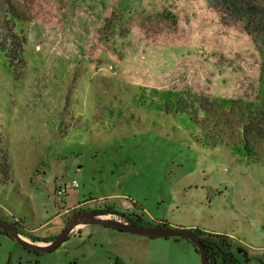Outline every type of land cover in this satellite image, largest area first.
<instances>
[{
  "label": "rangeland",
  "instance_id": "1",
  "mask_svg": "<svg viewBox=\"0 0 264 264\" xmlns=\"http://www.w3.org/2000/svg\"><path fill=\"white\" fill-rule=\"evenodd\" d=\"M10 2L24 42L18 59L0 47V219L32 240L58 234L76 203H136L231 235L247 252L233 250L238 264H264V143L236 139L244 104L260 103L264 56L245 23L210 0ZM191 93L240 102L201 125L185 111ZM214 121L233 140L209 131ZM77 229L40 254L0 229V264H200L185 238Z\"/></svg>",
  "mask_w": 264,
  "mask_h": 264
},
{
  "label": "trees",
  "instance_id": "2",
  "mask_svg": "<svg viewBox=\"0 0 264 264\" xmlns=\"http://www.w3.org/2000/svg\"><path fill=\"white\" fill-rule=\"evenodd\" d=\"M211 4L219 7L225 14L237 17L240 21L245 23L246 31L251 35L258 47L264 52V6L253 3L254 0H210ZM219 6H216L217 4ZM20 18L15 7L10 0H0V47L5 53L13 59H18L22 52V44L24 38L14 32L16 19ZM19 61V60H18ZM259 104H244V112L247 117L244 120V125L240 128L239 138L240 142L244 144V148L248 151L255 145L264 143V56L259 68ZM240 101L229 100L223 98H214L211 102L206 97L198 96V93H191L187 96L185 111L194 120L204 125L208 121L207 115L210 110H217L215 106L218 104L229 105L230 107H238L237 103ZM199 111V115L197 114ZM201 115V116H200ZM223 122V121H222ZM214 121V126L209 127V131H213L220 140L230 138L232 136L228 130L222 129V124ZM217 125L220 127L216 129ZM216 126V127H215ZM235 140V139H234ZM1 172L5 173L8 170L7 162L3 157V162L0 164ZM200 234L201 241L208 249V258L210 264H238L234 252L231 239L227 235L213 234L203 231L199 228L194 229ZM193 245V244H192ZM195 248V246L193 245ZM196 250V248H195ZM197 251V250H196Z\"/></svg>",
  "mask_w": 264,
  "mask_h": 264
},
{
  "label": "water",
  "instance_id": "3",
  "mask_svg": "<svg viewBox=\"0 0 264 264\" xmlns=\"http://www.w3.org/2000/svg\"><path fill=\"white\" fill-rule=\"evenodd\" d=\"M97 212H79L74 214L69 220L63 230L53 239L47 242H37L34 239H30L26 235H23L18 231L15 225L3 221L0 219V229L6 231L15 241L22 247L28 248L37 253H46L57 248L67 236L75 230V228L81 224H99L107 225L115 228H121L132 233L142 234L153 237H177L185 238L189 240L196 248L199 257L200 264H210L208 258V249L205 244L201 241V235L195 232L191 228H180V227H165V226H139L130 223H121L108 216L99 215L96 216ZM237 252H242L243 256H246V252L242 248H237Z\"/></svg>",
  "mask_w": 264,
  "mask_h": 264
},
{
  "label": "flooded vegetation",
  "instance_id": "4",
  "mask_svg": "<svg viewBox=\"0 0 264 264\" xmlns=\"http://www.w3.org/2000/svg\"><path fill=\"white\" fill-rule=\"evenodd\" d=\"M57 191V190H56ZM86 203L82 202V203H76L70 210H66V214H65V219L66 220V224L64 225V227L67 225L68 223V220L76 213H79V212H88V211H95L97 212L96 216H99V215H105V216H108V218H112V219H115L117 221H120L121 223H130V224H133V225H139V226H146V227H149V226H165V227H180V228H190L188 226L186 227H182V226H177V225H172L169 221L165 220V219H159V218H151L149 217V212H147L145 210V207L141 206V205H137L136 203L135 204H132V207L134 209L130 210L129 207H126L124 209H113V208H101L99 206H93V207H85ZM64 222V221H63ZM16 224H20V221H17L15 222L13 225L16 226ZM86 227L88 225H99V224H84ZM100 226H103V227H106V228H109V229H112L120 234H125V235H140V236H145L147 237L148 239H155V238H158V237H153V236H147V235H142V234H136V233H132V232H129L127 230H124V229H121V228H115V227H111V226H107V225H100ZM63 227V228H64ZM62 228V230H63ZM191 229H195V228H191ZM61 230V231H62ZM82 229H77L76 231H72V232H75V233H80ZM60 231V232H61ZM1 232L8 236L10 239H12L16 244H18L14 238H12L6 231H3L1 229ZM59 232V233H60ZM71 232V233H72ZM58 233V234H59ZM70 233V234H71ZM57 233L53 234V235H50V236H46V237H43V238H37V239H34L35 241L37 242H47L49 241L50 239H53L54 237H56L58 235ZM70 234L67 236V238L65 239V241H67V239L69 238ZM164 238V237H162ZM169 238V237H168ZM173 238H176L177 237H173ZM65 241H63L59 246H61ZM19 245V244H18ZM20 246V245H19ZM58 246V247H59ZM22 247V246H21ZM57 247V248H58ZM236 247V248H235ZM24 248V247H22ZM55 248V249H57ZM239 248V246L237 245H234L233 247V250L234 249H237ZM242 248V247H240ZM24 249H27V251L29 252H34L36 254H40V253H37L35 251H32L28 248H24ZM54 249V250H55ZM243 251L244 248H242ZM52 250V251H54ZM50 251V252H52ZM237 251V250H236ZM246 252V251H245ZM46 253H49V252H46ZM240 254L243 255L242 252H240ZM246 255H247V252H246Z\"/></svg>",
  "mask_w": 264,
  "mask_h": 264
},
{
  "label": "built area",
  "instance_id": "5",
  "mask_svg": "<svg viewBox=\"0 0 264 264\" xmlns=\"http://www.w3.org/2000/svg\"><path fill=\"white\" fill-rule=\"evenodd\" d=\"M78 187V183L76 180H72V182L69 184V185H64L62 188H58L57 189V195L60 196V197H64L67 189L69 188H76Z\"/></svg>",
  "mask_w": 264,
  "mask_h": 264
},
{
  "label": "crops",
  "instance_id": "6",
  "mask_svg": "<svg viewBox=\"0 0 264 264\" xmlns=\"http://www.w3.org/2000/svg\"><path fill=\"white\" fill-rule=\"evenodd\" d=\"M188 227H190V228H195V227H193V226H191V225H190V226H188ZM229 236L232 238V236H231V235H229Z\"/></svg>",
  "mask_w": 264,
  "mask_h": 264
}]
</instances>
